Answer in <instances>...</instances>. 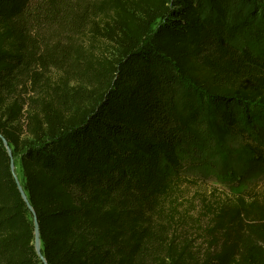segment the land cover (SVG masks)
Listing matches in <instances>:
<instances>
[{
  "label": "trees",
  "instance_id": "obj_1",
  "mask_svg": "<svg viewBox=\"0 0 264 264\" xmlns=\"http://www.w3.org/2000/svg\"><path fill=\"white\" fill-rule=\"evenodd\" d=\"M53 27L117 54L75 102L29 103L21 139L26 74L85 71ZM236 38L264 41V0H0V134L47 264H264V197L201 198L195 215L182 188L217 127L263 157L264 54ZM32 219L0 140V264H41Z\"/></svg>",
  "mask_w": 264,
  "mask_h": 264
},
{
  "label": "rangeland",
  "instance_id": "obj_2",
  "mask_svg": "<svg viewBox=\"0 0 264 264\" xmlns=\"http://www.w3.org/2000/svg\"><path fill=\"white\" fill-rule=\"evenodd\" d=\"M52 30L54 31L52 32ZM50 31L52 33H46ZM45 33V38L50 37L60 41L61 45L66 47L69 52L75 48L73 46H78L83 53L79 60L83 62L85 71H82L80 63L70 66L68 62L64 71L47 67L43 74H35V77L34 74H26L21 87L17 89L18 94L25 101L23 116L18 124L15 123L21 139L28 137L26 124L31 112L29 110L33 109L29 103L34 105L33 100L45 98L55 99L56 103L60 101L65 105L71 101L75 102L77 96L73 94L72 90L81 85L83 93L78 94L83 97V94L96 86L93 80V76L95 77L96 74L91 73H95L94 70L103 73L107 68L104 60L112 61L117 54L115 47L110 43L97 41L90 46L87 42H83L84 39L70 32H62L56 27L46 30ZM50 42L51 40H49ZM234 42L239 47L247 45L254 51L264 54V41L254 42L245 38H236ZM86 48L87 51H91V55L87 51H82ZM211 120L214 121V119ZM214 132V151L208 156V159L190 163L188 158H183L185 164L183 173L188 180V183L182 187L183 196L187 199L186 202L191 204L195 215L203 212L200 204L201 198L221 199L246 195L249 192H252L255 197H264V154L262 158L252 155L238 138L230 136L218 127L214 129ZM261 149L264 152V139ZM15 164L16 172L22 175L19 155H15Z\"/></svg>",
  "mask_w": 264,
  "mask_h": 264
},
{
  "label": "water",
  "instance_id": "obj_3",
  "mask_svg": "<svg viewBox=\"0 0 264 264\" xmlns=\"http://www.w3.org/2000/svg\"><path fill=\"white\" fill-rule=\"evenodd\" d=\"M0 140H1L5 150L7 152V154L10 157V170H11L12 175L14 177V180L16 182L17 189H18L19 193L21 194V197L24 200L28 211L31 212L32 217H33V219H32V222H33V234H34L33 245H34L35 252H36L39 260L41 261V264H47V261L45 260L43 254L41 253V240H40V232H39V226H38L37 218H36V215H35V213L33 211L32 206L30 205V203H29V201L27 199L26 193H25L23 187L21 186L17 175L15 174V159L12 156L11 148L8 145V143L5 140V138L1 134H0Z\"/></svg>",
  "mask_w": 264,
  "mask_h": 264
},
{
  "label": "bare ground",
  "instance_id": "obj_4",
  "mask_svg": "<svg viewBox=\"0 0 264 264\" xmlns=\"http://www.w3.org/2000/svg\"><path fill=\"white\" fill-rule=\"evenodd\" d=\"M15 174L17 175V177H18V179H19V182H21L20 184L23 185V180H22V175H21V173L16 172V170H15ZM22 185H21V186H22Z\"/></svg>",
  "mask_w": 264,
  "mask_h": 264
}]
</instances>
